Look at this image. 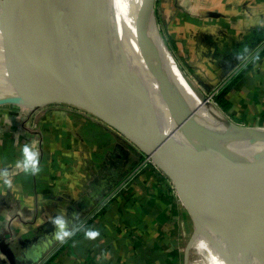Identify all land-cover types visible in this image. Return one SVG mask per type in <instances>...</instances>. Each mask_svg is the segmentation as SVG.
I'll list each match as a JSON object with an SVG mask.
<instances>
[{
	"label": "crops",
	"instance_id": "0c3cea01",
	"mask_svg": "<svg viewBox=\"0 0 264 264\" xmlns=\"http://www.w3.org/2000/svg\"><path fill=\"white\" fill-rule=\"evenodd\" d=\"M153 8L170 53H178L197 88L204 94L216 89L212 101L221 94L223 105L216 107L232 124L264 127V0H154ZM11 106L0 104V171L6 169L10 181L0 177V241L15 256L64 216L74 236L64 243L52 237L34 264H185L183 215L163 177L148 168L118 191L139 161L135 151L109 144L112 134L98 124L106 140L81 139L93 123L76 133L67 109L47 105L27 113ZM85 143L104 149L96 160L112 164L110 177L93 171ZM25 144L39 152L41 171L35 176L16 167ZM119 151L123 157L116 159ZM117 173L122 176L116 180ZM99 182L105 183L100 191H112L90 200ZM87 230L100 235L88 239ZM0 264H8L1 254Z\"/></svg>",
	"mask_w": 264,
	"mask_h": 264
},
{
	"label": "water",
	"instance_id": "95a60500",
	"mask_svg": "<svg viewBox=\"0 0 264 264\" xmlns=\"http://www.w3.org/2000/svg\"><path fill=\"white\" fill-rule=\"evenodd\" d=\"M153 4L154 0L143 1L139 19L153 30L187 91L205 108L207 124L195 121L188 99L180 92L169 93L165 101L172 121L169 134L158 131L149 112L128 109L114 98L112 82L101 65L109 52L108 34L96 19L66 0H0L4 27L28 57L35 76L28 89L4 88L9 94L0 95V104L20 105L29 112L63 104L92 116L147 157L171 182L187 210L197 212L199 218L219 223L220 213L264 211V153L234 151L259 144L247 140L245 127L232 124L180 68L158 33ZM74 33L83 37L78 58H72L69 50ZM134 40L148 76L163 75V67L145 59L141 41ZM46 249L48 244L26 260L15 257L0 241V254L8 264H34Z\"/></svg>",
	"mask_w": 264,
	"mask_h": 264
},
{
	"label": "bare ground",
	"instance_id": "6f19581e",
	"mask_svg": "<svg viewBox=\"0 0 264 264\" xmlns=\"http://www.w3.org/2000/svg\"><path fill=\"white\" fill-rule=\"evenodd\" d=\"M143 1L91 0L89 8L85 0H66L73 9L96 19L108 34L109 52L102 54L101 65L104 76L106 75L112 82L110 91L114 93V98L125 102L128 109H134L139 113L149 112L154 116L158 131L169 134L172 121L165 101L169 93L180 92L188 99L195 121L202 125L207 124L209 117L205 108L198 105V101L187 91L158 39L152 35L153 30L141 23L139 12ZM0 21L2 22L1 16ZM2 25L7 38L0 39V88L28 89L27 84L35 77L32 65L25 53L11 39L3 22ZM135 38L142 43L144 58L157 61L164 69L163 75L157 78L148 76L135 45ZM82 40L83 37L76 33L70 35L68 42L72 58L80 56ZM95 51L100 50L95 48ZM25 65L27 69H24ZM144 86H149L153 100L142 90ZM22 110L28 111L25 108ZM243 133L247 140L259 145L237 147L234 150L236 153H258V148L264 152V128L245 127ZM173 137L177 138L175 135ZM263 220L264 211L220 213L219 223L210 222L205 217H201L199 221L194 220L196 225L192 228L194 236L192 247L195 254L199 258L201 256V264H264ZM209 228L218 229L213 236L211 234L208 236L204 229L211 230ZM225 235L229 237L227 240H223ZM207 241L214 249L208 248ZM200 262L201 260L189 261L187 264Z\"/></svg>",
	"mask_w": 264,
	"mask_h": 264
},
{
	"label": "rangeland",
	"instance_id": "374dc122",
	"mask_svg": "<svg viewBox=\"0 0 264 264\" xmlns=\"http://www.w3.org/2000/svg\"><path fill=\"white\" fill-rule=\"evenodd\" d=\"M85 2H86V4L88 5V7L89 8H91V0H85ZM96 2H97V0H96ZM138 7H139V5H138ZM153 10H154V8H153ZM154 16H155V13H154ZM155 22H156V27H157V30H158V33H159V35H160V37L162 38V40H163V42H164V44H165V46L168 48V50L170 51L171 49H170V45H169V39L165 36V33L163 32V30H162V28H161V24L159 23V21L158 20H156V17H155ZM3 25H2V22L0 21V39H6L7 38V36L5 35V33H4V30H3V27H2ZM71 48V47H70ZM73 51H75L73 48H71ZM172 54V53H171ZM172 56L174 57V59L176 60V62L178 63V65L180 66V67H183V68H181L184 72H185V74L194 82L196 79H194L193 77H191V72L190 71H188L185 67H184V65H182V63L179 61V57H178V53H176V52H174L173 54H172ZM5 60H6V62L7 63H9V61L6 59V58H4ZM26 63H27V61H26ZM10 64V63H9ZM23 65V64H22ZM25 67H26V65H25ZM6 68H8V69H10V67L9 66H6ZM24 69H27V67L26 68H24ZM14 77H16L15 76V74L13 75ZM195 84V83H194ZM196 86H198V88H199V85H196ZM142 90L144 91V93L151 99V100H153V98H152V96H151V90H150V88H149V86H144V87H142ZM4 94H9V91L6 89H3L2 90V88H0V95H4ZM11 106V105H10ZM50 107H52V106H55V107H59V108H64V109H67V115H74V114H76V115H79V114H82L83 112L81 111V110H78L77 108H73V107H71V106H68V105H63V104H50L49 105ZM14 107V108H13ZM45 107V106H44ZM8 109H13V110H21L22 111V109H24V107L23 106H20V105H16V104H14V105H12L11 107H9ZM1 110V109H0ZM3 110V109H2ZM73 111H75V113L73 112ZM1 112V111H0ZM27 113H29V111H27ZM69 113V114H68ZM80 120V122H87V124L88 123H93V124H98V125H100V126H102L105 130H107L108 132H110L111 134H112V136H113V138H112V140H114V141H116V144H119V145H121V147L123 148H126L127 150H129V151H132L133 153H134V148H130V146H128V143H126L125 142V140H123V139H121V137L120 136H118V135H116L114 132H112L111 130H109V129H107L104 125H102L101 123H99L95 118H93L92 116H90V115H88V114H86V113H83L82 114V117L79 119ZM76 133H77V131H76ZM84 135H86V132H84ZM252 146H258L257 144H251ZM258 153H260V154H263L264 152L263 151H261L259 148H258ZM100 162H101V160H99ZM100 162H98V164H100L101 165V163ZM100 165H99V167H100ZM98 166V165H97ZM99 169V168H98ZM98 171V170H97ZM122 175L120 174V173H117V176H116V180L117 179H119L120 177H121ZM116 182V181H115ZM112 191V188L111 189H103V190H101V192H98V193H100V195L99 196H101L104 192H106V191ZM115 191H116V189H115ZM109 195H111V194H109ZM76 199H74V201H75ZM184 213H183V219H184V221H185V223H186V225H185V227H184V235L182 236L183 238L181 239V241L183 242V245H184V249H185V251H184V257H186V263L185 264H187L189 261H197V260H201V262H200V264L202 263V258H201V256H200V258L198 257V255H196L195 254V250L193 249V247H192V245H193V239H194V236H193V234H192V228L193 227H195V225H196V222L194 221V220H192L191 218L193 217V218H195L197 221H199L200 220V218H199V214L196 212V214H194L193 212V210L192 211H189V210H184L183 211ZM198 216V217H197ZM204 224V223H203ZM204 226L206 227V225L204 224ZM204 228V227H203ZM258 228V227H257ZM209 229H211V230H205L204 229V233L206 234V235H208V234H211V236H213V234H215L216 233V228H209ZM237 231V230H236ZM204 235V234H203ZM208 236H210V235H208ZM204 237H205V235H204ZM224 239L223 240H227L229 237L227 236V235H225L224 237H223ZM205 239H207L208 240V238L207 237H205ZM206 244H207V246H208V248L209 249H214V247L207 241L206 242ZM48 250V249H47ZM192 250V251H191ZM194 250V251H193ZM191 252V253H190ZM185 262V261H184Z\"/></svg>",
	"mask_w": 264,
	"mask_h": 264
},
{
	"label": "built area",
	"instance_id": "2783aa9c",
	"mask_svg": "<svg viewBox=\"0 0 264 264\" xmlns=\"http://www.w3.org/2000/svg\"><path fill=\"white\" fill-rule=\"evenodd\" d=\"M263 42L261 43V45H263V47H264V39L262 40ZM250 56L251 55H248V56H246L245 58H243L242 60H241V63H240V65H243V64H245V63H247L248 62V60H249V58H250ZM216 89H212L211 90V94H204V95H206L207 97H208V99L215 105V103L211 100V96L213 95V94H215L216 93ZM216 106V105H215ZM74 108V107H73ZM79 110V109H78ZM74 113H75V111H73ZM83 112V111H82ZM83 113H85V112H83ZM82 113V114H83ZM69 114V113H68ZM82 114H79V115H76V114H74V115H70V117L71 118H73L74 120H75V122L77 123L76 124V131H77V133L78 134H81L82 132L81 131H83L82 129L85 127V125L87 124V122H80V118L82 117ZM260 128H264V127H260ZM113 132V131H112ZM117 135V134H116ZM82 139V138H81ZM122 139V138H121ZM124 140V139H123ZM126 142V141H125ZM126 143H128V142H126ZM86 144V148H87V150H88V152H89V154L91 153L92 154V164H91V166H92V169H93V171L95 170L96 172H97V170H99L98 168H99V165L100 164H98V162L99 161H97L100 157H98V156H100V155H102L103 153H104V149H97V148H95V146L94 145H88L87 143H85ZM109 144H112L113 146L114 145H119V144H116V141H114V140H112L111 142H109ZM128 146H130V148H134V147H132L129 143H128ZM134 151L138 154V156H139V161L134 165V167L131 169V173H130V175H127L128 177L124 180V181H122V183L120 184V186L118 187V191H123V190H125V189H127L128 187H127V185L131 182V180H133L135 177L137 178V177H139V175L141 174V172L143 171V170H145V169H152V170H154L155 172H157V173H159L162 177H163V179H164V182H165V185H166V187H167V190H168V192H169V194L173 197V199H174V202H175V205H176V207H177V210H178V212L180 213V215L182 214L183 215V211L184 210H186L185 209V206H184V204H183V201L181 200V198H180V196L178 195V193H177V191H176V189L174 188V186L171 184V182L167 179V178H165L153 165H152V163L150 162V160L147 158V157H145V156H143L141 153H139L135 148H134ZM96 158H97V160H96ZM101 163V162H100ZM98 165V166H97ZM70 170H73V168L72 169H70ZM118 191H116L115 192V194L116 193H118ZM115 194H112V195H110L109 196V198H114V196H115ZM183 220H181L180 221V228H181V239L183 238L182 236L184 235V224H183ZM184 261H185V263L187 262L186 261V257H184Z\"/></svg>",
	"mask_w": 264,
	"mask_h": 264
},
{
	"label": "clouds",
	"instance_id": "9594fccd",
	"mask_svg": "<svg viewBox=\"0 0 264 264\" xmlns=\"http://www.w3.org/2000/svg\"><path fill=\"white\" fill-rule=\"evenodd\" d=\"M17 168L21 169L25 174L37 175L41 171L40 158L38 150L34 149V144H25L22 148V160L16 165ZM9 176L8 171L5 169L0 171V177L4 178V183L10 184L7 179ZM54 226V232L52 237L54 240L64 243L74 236V231L68 227V221L64 216H57L52 221ZM100 235L97 230H87L85 236L88 239H96Z\"/></svg>",
	"mask_w": 264,
	"mask_h": 264
},
{
	"label": "flooded vegetation",
	"instance_id": "af4514ba",
	"mask_svg": "<svg viewBox=\"0 0 264 264\" xmlns=\"http://www.w3.org/2000/svg\"><path fill=\"white\" fill-rule=\"evenodd\" d=\"M123 157V155L121 154V152L119 151V153H117L115 155L116 159H121ZM103 165V166H102ZM112 165V164H111ZM111 165H109L110 167H112ZM108 166V167H109ZM114 166V165H113ZM104 166V163L101 162V165L99 167L100 170V176H107L110 177V172L108 171L109 168ZM111 171V170H110ZM112 172V171H111ZM107 179V178H106ZM100 183V182H99ZM98 184V183H97ZM105 183L101 182L99 185H97L96 187H91V192H90V198L95 197L98 192H101L100 189L103 188V185ZM84 202H81V204H83ZM54 226L53 223H51V226L48 230L45 231V235L43 237H33L28 243L29 246H23L22 249H20L18 251V255H16L15 257L18 256V258H20V256H25L26 260L30 259L32 257V255L34 253H38V249H42L44 247V245L49 244L50 241L52 240V233L54 232ZM24 254V255H23Z\"/></svg>",
	"mask_w": 264,
	"mask_h": 264
},
{
	"label": "trees",
	"instance_id": "16d2710c",
	"mask_svg": "<svg viewBox=\"0 0 264 264\" xmlns=\"http://www.w3.org/2000/svg\"><path fill=\"white\" fill-rule=\"evenodd\" d=\"M226 90V88L222 91V93ZM220 98H221V94L220 95H217L214 99H213V102L215 103V105L217 107H220L223 105H221V101H220ZM99 127L98 125L96 124H93V125H90V126H87L86 128V135H83L82 139H84L85 141H87L89 139V137L91 138H97V137H101L103 140H106L108 138V133L106 131H102L101 128ZM104 129V128H103ZM105 130V129H104ZM88 136V138H87ZM94 136V137H93ZM90 138V139H91ZM53 242V241H52ZM51 244H48V247L50 246ZM47 250V249H46ZM45 250V251H46Z\"/></svg>",
	"mask_w": 264,
	"mask_h": 264
}]
</instances>
